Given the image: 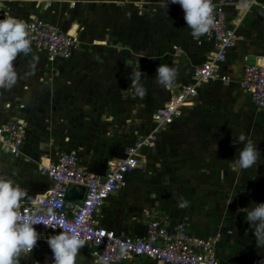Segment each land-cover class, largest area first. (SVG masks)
Here are the masks:
<instances>
[{
  "label": "crops",
  "instance_id": "1",
  "mask_svg": "<svg viewBox=\"0 0 264 264\" xmlns=\"http://www.w3.org/2000/svg\"><path fill=\"white\" fill-rule=\"evenodd\" d=\"M17 1L5 0L3 12L25 24L32 16L42 17L78 38L69 58L55 60L32 43L33 54L21 55L14 62L19 75L17 85L11 90H0V128L15 121L26 127L20 154H12L6 146L0 145V174L10 176L27 190L29 201L22 202L25 204L44 194L52 184L50 177L40 171L41 164L55 162L61 154L77 150L81 162L103 178L130 147L120 151L116 146L118 142L101 144L95 138L99 134H91L89 139L81 141L76 134L62 132L61 124L55 128L50 117L46 118L94 116L92 99L85 93L77 96L70 91L79 86V83L73 84L80 82L72 81L77 76L74 75L81 71L83 78L82 74L87 72L99 73L107 64H110L108 67L113 65L116 71L112 61L107 60V52L115 54L118 44L127 38L121 31L123 22L119 19V4L102 2L101 9L105 11L101 13V32L93 37L92 32L83 33L86 27L78 22L79 17L84 16L78 0H34L31 3L23 0L26 8L22 6L20 14L15 10ZM241 1L218 0L240 38L228 53L227 60L220 64L217 79L202 82L198 95L185 104L182 115L160 132L154 146L143 150L141 166L127 176L126 186L114 192L104 204L100 225L133 238L144 237L150 221L148 214L158 209L168 215L172 228L183 225L194 235L213 238L217 256L225 264H264V248L256 247L255 237L242 211L252 202H264V156L257 167L246 171L237 173L229 168L230 161L239 151L232 142L239 134L251 139L264 155V108L254 105L249 92L241 85L245 65L257 63L264 57V15L261 6L246 13ZM86 2L91 6L95 3L94 0ZM138 2L140 16L148 23L143 36L148 49L143 55L150 58L159 54L165 56L166 61L177 69V85L169 90L173 96L182 87L194 83L195 69L208 59L215 44L190 34L179 4H170L165 9L163 0ZM260 2L264 4V0ZM33 3L37 7L34 8L36 14L25 17ZM111 8L118 11H109ZM3 12H0V18H3ZM74 24L78 25L77 34L71 30ZM139 40L135 36L130 38L137 45ZM33 55L36 57L34 70L29 68ZM108 67L106 70L109 71ZM29 71L32 74L26 76ZM223 76L229 81H224ZM98 83L90 81L82 88L92 89L93 85L98 87ZM171 95L164 104L154 108L153 114L171 99ZM67 125L70 127L73 122L70 124L66 120L64 127ZM152 127L153 124L147 131ZM60 133H63V140H60ZM140 133L135 132L137 136ZM168 184L171 189L165 199L163 186ZM184 203L187 206L181 207ZM49 249L47 242H37L31 255L21 258V264H44ZM77 262L90 264L86 247L79 250ZM117 264L164 263L135 258Z\"/></svg>",
  "mask_w": 264,
  "mask_h": 264
},
{
  "label": "built area",
  "instance_id": "2",
  "mask_svg": "<svg viewBox=\"0 0 264 264\" xmlns=\"http://www.w3.org/2000/svg\"><path fill=\"white\" fill-rule=\"evenodd\" d=\"M212 4L213 25L200 37L212 40L215 49L195 69L194 83L175 92L153 114L152 129L141 135L126 150L124 156L111 165L103 178L81 162L77 150L61 154L55 162L40 165V171L50 177L52 184L44 194L34 198L51 214H42L39 218L54 220L62 228L78 231L86 241L84 247L89 251L90 264H96L97 257L101 255L117 254L121 245L126 246L127 256L116 264L135 258H150L164 264H225L217 256L213 238L194 235L183 225L172 228L164 211L149 212L150 221L144 237L133 238L119 234L99 222L104 204L114 192L126 186L127 176L141 166L143 150L154 146L160 132L182 115L185 104L198 95L202 82L217 79L220 64L227 60L228 53L236 46L240 38L236 26L230 24L227 12L218 0H212ZM241 5L246 13L255 6H261L264 15V4L260 0H242ZM26 25L32 43L38 49L46 51L52 60L59 57L69 58L72 55L78 41L77 35L39 16H32ZM223 80L229 81L226 76H223ZM241 85L249 92L253 104L264 108V66L248 62L244 67ZM25 138L26 127L20 122H11L0 128V145L6 146L12 154L21 153ZM73 185L77 188L86 187L85 196L80 202L67 199ZM31 211L33 208L30 202L22 204L23 215L28 216ZM34 227L41 234L37 242H47L48 236L62 230L42 223ZM52 260L49 249L44 264H52Z\"/></svg>",
  "mask_w": 264,
  "mask_h": 264
},
{
  "label": "clouds",
  "instance_id": "3",
  "mask_svg": "<svg viewBox=\"0 0 264 264\" xmlns=\"http://www.w3.org/2000/svg\"><path fill=\"white\" fill-rule=\"evenodd\" d=\"M170 4H179L184 11L186 27L190 34L198 38L206 34L213 25L212 0H163L165 9ZM5 0H0V12H3ZM0 18V90H11L18 82L19 75L16 64L17 57H27L33 54L32 41L29 38L27 25L21 19L3 12ZM36 57L29 68H36ZM29 71L27 75H31ZM145 73L134 70L129 75L132 94L143 98V76ZM178 71L169 64H159L154 77L157 84L165 90L176 87ZM237 145L236 158L229 163L233 172H243L258 166L262 155L258 146L244 134L233 138ZM217 151V145H216ZM29 201L27 190L23 189L13 178L0 174V264H21L22 257H29L41 234L34 227L42 223L55 229L62 230L46 238L52 252V264H77V254L85 246V239L78 231L65 229L56 224L54 220H42L39 217L51 215L34 198L30 201L33 211L28 216L21 212L22 202ZM186 207L187 204H181ZM245 220L249 224L251 233L255 237L256 247L264 248V202H252L250 206L242 209ZM127 256V248L121 245L115 255H101L97 257L96 264H116Z\"/></svg>",
  "mask_w": 264,
  "mask_h": 264
},
{
  "label": "rangeland",
  "instance_id": "4",
  "mask_svg": "<svg viewBox=\"0 0 264 264\" xmlns=\"http://www.w3.org/2000/svg\"><path fill=\"white\" fill-rule=\"evenodd\" d=\"M81 1L78 0V5L79 10L84 16L79 17L80 20H78V22H82V27H86L84 28L85 30L83 33L91 34L92 32L93 37L98 36L101 32V29H99L101 13L105 11V9H101L102 2H108V5H121V8H119V19L123 22V30L121 29V31L127 39L123 43L120 42L118 44L117 49L120 50L115 49V54L112 55V51L107 52V60L112 61V64L116 66V71H114L115 69L113 65L112 67H108L110 64H107L106 67H103L104 71H100L99 73L95 71L91 73L87 72L82 74L84 76L83 78H81V71L74 75L77 76L75 80L73 78L72 81L80 82H74L73 84L79 83V86L77 87L75 85L76 88H71L70 91H73V93L77 96L79 93H85L92 99L94 116H46V118L50 117L51 124H53L55 128L58 127V124H61L62 132L67 131V133L76 134V136H78L77 138L81 139V141L89 139L91 134H99L95 137L96 141H99L101 144L109 141L114 143L118 142L116 146L120 151H123V148L126 149L134 144L142 133L146 134L151 130L149 129V131H147V129L153 124L154 108L164 104V100L167 99L168 95H171L169 90L162 88L154 79L159 64L170 65V62L166 61V57L160 54L155 55V58L143 55L148 49V46H146L145 42H143V36L148 29V23L145 18L140 16L138 8L140 4L138 2L139 0H94L95 3L92 4V6L89 2H86L89 0ZM31 2H34V0H28V3ZM16 4L17 6L15 7V10L18 11V14H20L23 6V0H18ZM35 5V3H33V6L28 5L30 6L28 9L29 13L26 12L27 15L25 17H28L33 13L36 14V12H34V8H37ZM113 5L111 6L113 7ZM109 11L115 12L118 10L111 8ZM22 13H24V10ZM74 25L71 30L77 34L78 28L75 29ZM134 36L135 39H141L137 41L139 45L130 41V38H134ZM83 37L84 34L80 35V38ZM86 46L89 45H85V47ZM139 46H141V48H139ZM138 48L140 57L136 54ZM111 55L116 57L113 58ZM107 67L109 68V71L106 70ZM139 68L143 73H145L143 76L145 96L143 98L133 95L132 90L129 87L131 84L129 75L131 72L138 70ZM90 81L99 82L96 84L98 87L93 85L92 89L88 87L83 89L82 86L84 83L90 84ZM46 118L44 121L48 124ZM65 119L67 121L69 120L70 124L73 122V125L70 127L67 125L65 128ZM136 131H141L142 133L137 136L135 134ZM118 135H121V137H118ZM59 136L61 138L60 140H63V133H60ZM260 161L263 160L260 159ZM145 174L148 175L147 170L145 171ZM261 186L263 187V185ZM170 189L171 186L169 184L163 186V195L165 199L168 197Z\"/></svg>",
  "mask_w": 264,
  "mask_h": 264
},
{
  "label": "water",
  "instance_id": "5",
  "mask_svg": "<svg viewBox=\"0 0 264 264\" xmlns=\"http://www.w3.org/2000/svg\"><path fill=\"white\" fill-rule=\"evenodd\" d=\"M264 59V57H260L258 59V64H261V60ZM104 181V179H103ZM77 187L75 185H73L68 192V196L67 199L69 201H82L84 196H85V192H86V187L81 186L79 190L76 189Z\"/></svg>",
  "mask_w": 264,
  "mask_h": 264
},
{
  "label": "bare ground",
  "instance_id": "6",
  "mask_svg": "<svg viewBox=\"0 0 264 264\" xmlns=\"http://www.w3.org/2000/svg\"><path fill=\"white\" fill-rule=\"evenodd\" d=\"M78 26L77 25H75V28H77ZM73 34V33H72ZM262 64V65H261ZM261 66H263L264 65V59L261 61Z\"/></svg>",
  "mask_w": 264,
  "mask_h": 264
}]
</instances>
